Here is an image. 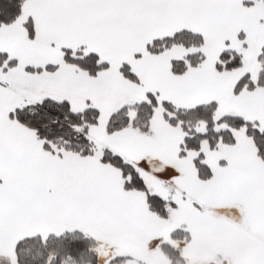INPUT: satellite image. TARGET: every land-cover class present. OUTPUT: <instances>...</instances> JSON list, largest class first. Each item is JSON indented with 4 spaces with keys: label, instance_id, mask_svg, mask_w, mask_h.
I'll list each match as a JSON object with an SVG mask.
<instances>
[{
    "label": "snow or ice",
    "instance_id": "snow-or-ice-1",
    "mask_svg": "<svg viewBox=\"0 0 264 264\" xmlns=\"http://www.w3.org/2000/svg\"><path fill=\"white\" fill-rule=\"evenodd\" d=\"M0 264H264V0H0Z\"/></svg>",
    "mask_w": 264,
    "mask_h": 264
}]
</instances>
